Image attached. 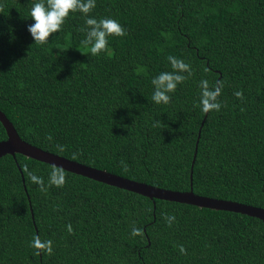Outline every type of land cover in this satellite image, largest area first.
Here are the masks:
<instances>
[{
    "label": "trees",
    "instance_id": "1",
    "mask_svg": "<svg viewBox=\"0 0 264 264\" xmlns=\"http://www.w3.org/2000/svg\"><path fill=\"white\" fill-rule=\"evenodd\" d=\"M33 2L0 0V111L23 141L157 188L191 183L196 195L264 208V0H95L45 44L27 31ZM89 16L115 19L127 35L92 56L81 45ZM169 56L191 75L156 104L151 81L173 71ZM205 80L222 84L221 108L206 117ZM52 168L0 158V264H264L257 218L150 200L66 171L62 187H49ZM34 236L51 240L52 254L36 255Z\"/></svg>",
    "mask_w": 264,
    "mask_h": 264
},
{
    "label": "clouds",
    "instance_id": "2",
    "mask_svg": "<svg viewBox=\"0 0 264 264\" xmlns=\"http://www.w3.org/2000/svg\"><path fill=\"white\" fill-rule=\"evenodd\" d=\"M95 0H34L30 9V17L34 21L28 26L27 31L31 34L34 44H45L50 37L61 31L66 18L73 12H80L85 16L95 8ZM2 11V7H0ZM85 28L81 31L86 32V37L81 41V45L88 49L92 56H97L108 48V39L110 36L122 37L127 33L123 26L115 19L104 17L96 19L88 17L85 20ZM172 65L173 71L161 72L151 81L154 91L152 100L156 104H168L171 100L169 93L175 91L178 84L182 83L187 77L182 73L191 75L190 66L181 60H177L172 56L168 57ZM201 99L200 104L202 111H219L221 104L218 101L222 84L218 83L209 86L208 82L201 81ZM234 95L238 99H243V93L237 91ZM161 122L154 124V127L160 126ZM48 139H51L49 136ZM58 150H63L62 146H58ZM75 158V156L73 157ZM121 165L124 170H127V165L121 160ZM27 171V169H26ZM31 181L40 186V191L46 192L47 187L44 185L42 178L35 176L33 173H28ZM65 183V174L62 168L53 166L49 176L48 186L62 187ZM165 219L171 226V222L175 219L174 216L165 215ZM68 232L72 233L71 225L67 226ZM132 235H142V231L133 228ZM30 246L36 249V255H40L42 251H46L49 255L52 254V241H42L38 236H34ZM181 254H186L183 246H180Z\"/></svg>",
    "mask_w": 264,
    "mask_h": 264
},
{
    "label": "water",
    "instance_id": "3",
    "mask_svg": "<svg viewBox=\"0 0 264 264\" xmlns=\"http://www.w3.org/2000/svg\"><path fill=\"white\" fill-rule=\"evenodd\" d=\"M206 114L207 112L205 113V117ZM203 122L204 120L202 121L200 128L202 127ZM0 124L2 125L6 133V139L0 142V158L6 155H10L15 158V155L19 154L26 158L33 159L35 161L47 164L52 167L56 166L62 168L68 173L79 175L110 187L122 189L146 197L150 200L157 199L215 211L238 213L241 215L257 218L258 220L262 221L264 225V208L254 207L251 205H246L229 200H220L196 195L193 193L191 183L190 189L188 191H170L157 188L145 183L130 180L121 176H117L115 174L103 170L95 169L80 164L78 162L69 160L67 158L52 154L50 152L41 150L23 141L17 134L13 124L7 119V117L2 111H0ZM196 153L197 145L195 147L191 162L190 178H192V167L196 158ZM31 217H33L32 212Z\"/></svg>",
    "mask_w": 264,
    "mask_h": 264
}]
</instances>
